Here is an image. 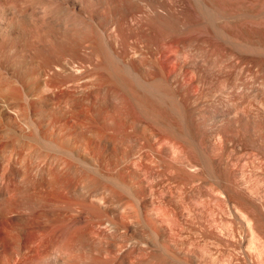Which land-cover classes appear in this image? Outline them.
<instances>
[{"label":"bare ground","instance_id":"bare-ground-1","mask_svg":"<svg viewBox=\"0 0 264 264\" xmlns=\"http://www.w3.org/2000/svg\"><path fill=\"white\" fill-rule=\"evenodd\" d=\"M0 264H264V0H0Z\"/></svg>","mask_w":264,"mask_h":264},{"label":"rangeland","instance_id":"rangeland-1","mask_svg":"<svg viewBox=\"0 0 264 264\" xmlns=\"http://www.w3.org/2000/svg\"><path fill=\"white\" fill-rule=\"evenodd\" d=\"M131 39H132V38H131ZM134 40H135V38H134ZM134 40H133V41H134ZM130 41H131V40H130ZM133 41H131L130 43H133L134 45H135V44L137 45L138 42H137L136 40H135L134 42H133ZM135 42H136V43H135ZM133 44H131V45H133ZM140 45H143V43L141 42ZM96 140H97V139H96ZM199 200L201 201L202 198L199 199ZM203 200H204V199H203ZM203 200L201 201V203H202V202L204 203L205 200H204V201H203ZM186 229L188 230V228H186ZM184 231H185V230H184ZM184 231H182V233H179V235L182 234V235H180V236H183V235H184ZM187 232L190 233L189 231H187ZM188 233H185V235H189V237H190V234H188ZM179 235H177V236L179 237ZM187 237H188V236H187ZM187 237H186V236L183 237V238H185V239H184L185 241L183 240L184 242L188 241V240H186V239H188L189 237H188V238H187ZM180 238H182V237H179L178 239H180ZM181 240H182V239H181ZM189 240H190V239H189ZM194 240H195V239H194ZM194 240H193V241L190 240V241L193 242V243H192V242L189 241L190 244H191V243L194 244ZM197 240H198V243H199V239H198V238L196 239V241H197ZM189 242H188V243H189ZM196 243H197V242H195V244H194L193 246H195ZM198 243H197V244H198ZM186 244H187V243L184 244L185 247H186ZM190 244H189V245H190ZM187 247H188V245H187ZM190 247H192V245H190ZM195 247H196V246H195ZM193 248H194V247H193ZM195 249H196V248H195Z\"/></svg>","mask_w":264,"mask_h":264}]
</instances>
